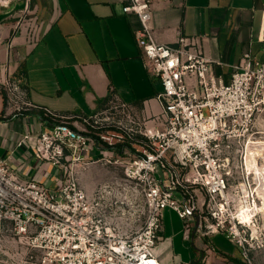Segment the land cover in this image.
<instances>
[{"label": "built area", "instance_id": "built-area-1", "mask_svg": "<svg viewBox=\"0 0 264 264\" xmlns=\"http://www.w3.org/2000/svg\"><path fill=\"white\" fill-rule=\"evenodd\" d=\"M123 1V14L135 15L140 24L135 42L143 67L161 84L162 127L147 126L116 98L91 116L41 110L42 129L31 149L38 161L61 172V184L47 190L23 183L0 158V233L18 237L37 254V264H159L153 250L162 211L170 209L184 222L197 218L203 236L224 233L251 264L245 242L235 238L236 226L207 225V218L229 199L228 182L260 111L264 63L244 54L225 83L213 71L221 63L206 58L194 38L156 42L153 0ZM0 100L6 116L35 108L10 78L0 82ZM30 137L24 135L17 147ZM94 149H110L112 156L95 159ZM93 164L120 167L123 178L88 194L79 174ZM196 191L203 197L200 207Z\"/></svg>", "mask_w": 264, "mask_h": 264}, {"label": "crops", "instance_id": "crops-1", "mask_svg": "<svg viewBox=\"0 0 264 264\" xmlns=\"http://www.w3.org/2000/svg\"><path fill=\"white\" fill-rule=\"evenodd\" d=\"M2 1L8 4L0 5V82L17 81L35 107L11 117L0 100V158L21 182L47 190L61 184V172L38 161L31 149L42 129L41 110L91 116L116 98L147 126L162 127L161 84L143 67L135 42L140 24L135 15L123 14V0ZM263 11L264 0H153L151 25L160 44L194 38L206 58L221 63L213 71L227 83L244 54L264 63ZM112 152L94 149L93 158ZM111 167L90 165L80 172V185L91 194L115 178ZM176 216L162 211L154 248L159 264H247L224 233L203 236L197 218Z\"/></svg>", "mask_w": 264, "mask_h": 264}, {"label": "rangeland", "instance_id": "rangeland-1", "mask_svg": "<svg viewBox=\"0 0 264 264\" xmlns=\"http://www.w3.org/2000/svg\"><path fill=\"white\" fill-rule=\"evenodd\" d=\"M259 99L260 111L255 117L251 136L243 143L239 167L233 169L228 182L229 199L218 202L211 211L214 218L210 215L207 218V225L225 222V225L236 226L238 233H235V238L245 242L247 260L251 264H264V155L257 154L264 147V87ZM132 149L135 152L140 150L136 146ZM111 169L115 176L112 180L120 181L123 178V170L115 166ZM202 199L201 195L197 198L199 207ZM244 210L251 213L249 220L241 218L240 213ZM188 250L192 251L190 243ZM36 259L37 254L28 250L18 237L9 232L0 233V264H37Z\"/></svg>", "mask_w": 264, "mask_h": 264}, {"label": "bare ground", "instance_id": "bare-ground-1", "mask_svg": "<svg viewBox=\"0 0 264 264\" xmlns=\"http://www.w3.org/2000/svg\"><path fill=\"white\" fill-rule=\"evenodd\" d=\"M249 143H250V141H249ZM257 154H263L264 155V147L262 148V150H260V151H258V153ZM243 186V185H242ZM245 186V185H244ZM243 188V187H242ZM241 188V189H242ZM245 190H246V188H245ZM244 190V191H245ZM240 191H242V190H240ZM243 192V191H242ZM245 193V192H244ZM246 196V195H245ZM244 196V197H245ZM249 196V195H248ZM243 197V198H244ZM246 200V199H245ZM249 205V204H248ZM264 205V204H263ZM245 208V207H244ZM248 212V213H247ZM251 214V213H250ZM250 214H249V211H247V210H244V211H241V213H240V216H241V218H244V220H249V217H250Z\"/></svg>", "mask_w": 264, "mask_h": 264}]
</instances>
